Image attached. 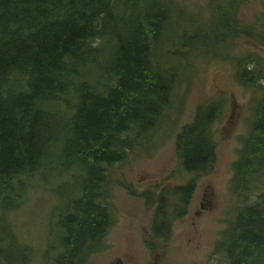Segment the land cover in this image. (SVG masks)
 <instances>
[{"label": "trees", "instance_id": "1", "mask_svg": "<svg viewBox=\"0 0 264 264\" xmlns=\"http://www.w3.org/2000/svg\"><path fill=\"white\" fill-rule=\"evenodd\" d=\"M235 7L232 0L217 7L218 27L264 35L259 25L239 22ZM171 9L172 0H0V264H31L33 247L16 238L5 211L23 200L27 179L44 178L45 169L75 167L82 175L79 194L60 195L65 208L55 212L49 263L77 264L101 248L113 224L102 200L106 165L154 133L173 92L160 47L171 33L167 22L177 25L182 11L171 17ZM247 58L234 74L260 97L233 161L242 203L214 249L225 251L227 264H264V191L254 199L248 192L249 175H264V79ZM200 107L175 135L186 172H205L215 156L208 126L217 106ZM195 188L193 177L146 194V204L157 200L144 239L151 251L169 239Z\"/></svg>", "mask_w": 264, "mask_h": 264}, {"label": "rangeland", "instance_id": "2", "mask_svg": "<svg viewBox=\"0 0 264 264\" xmlns=\"http://www.w3.org/2000/svg\"><path fill=\"white\" fill-rule=\"evenodd\" d=\"M223 1L172 0L171 17L179 13L178 9L182 11L177 25L175 19L167 22L171 33L160 47L165 67L173 77V92L154 133L141 146L128 148L125 158L106 165L102 200L110 207L113 224L100 242L101 248L90 250L77 264H227L225 251L214 249L242 203L232 180L233 161L238 158L253 106L260 97L256 89L243 87L234 71L237 61L248 57V64L257 66L264 79V35L242 31L231 34L218 27L217 7ZM234 1L239 22L264 30V0ZM61 97L71 104L75 100L74 95ZM209 104L217 106L208 126L215 156L205 172H186L175 153V135L194 118L200 106ZM45 171L44 178L37 173L27 179L23 200L5 211L16 238L33 247L31 264H51L56 249L49 244H56L52 232L56 229L55 212L62 203L60 195L79 194L76 184L82 180L81 171L75 167ZM193 177L196 188L186 212L174 216L169 239L156 243L151 251L144 239L157 200L154 197L146 204V194ZM259 191H264V175L251 173L250 198ZM170 215L173 218L175 213Z\"/></svg>", "mask_w": 264, "mask_h": 264}, {"label": "flooded vegetation", "instance_id": "3", "mask_svg": "<svg viewBox=\"0 0 264 264\" xmlns=\"http://www.w3.org/2000/svg\"><path fill=\"white\" fill-rule=\"evenodd\" d=\"M204 194H205V192H204ZM147 236L149 235V232H147V234H146Z\"/></svg>", "mask_w": 264, "mask_h": 264}]
</instances>
